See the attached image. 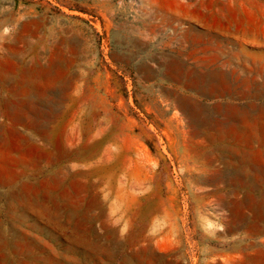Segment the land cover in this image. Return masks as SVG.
Segmentation results:
<instances>
[{"label":"rangeland","instance_id":"obj_1","mask_svg":"<svg viewBox=\"0 0 264 264\" xmlns=\"http://www.w3.org/2000/svg\"><path fill=\"white\" fill-rule=\"evenodd\" d=\"M197 1L0 0V66L31 64L33 103L10 114L5 101L25 96L9 93L0 69V141L19 132L36 146L0 148V180L6 169L19 176L0 181V264L264 261V221L249 228L264 211V95L236 89L239 64L264 53L238 38L256 33L264 0H222L243 17L209 35L177 19L179 4ZM209 73L236 83L196 89ZM23 79L9 78L19 89ZM92 142L91 169L78 157ZM21 195L31 203L11 204Z\"/></svg>","mask_w":264,"mask_h":264},{"label":"crops","instance_id":"obj_2","mask_svg":"<svg viewBox=\"0 0 264 264\" xmlns=\"http://www.w3.org/2000/svg\"><path fill=\"white\" fill-rule=\"evenodd\" d=\"M221 1L222 0H200V1L192 2V3L185 2L184 4H179L180 5L179 11L182 12L183 14L179 13L177 15V19L182 20L184 18H189V19L192 18L193 20H197V22H201L203 26L207 28L206 29L207 35L213 32L212 28L215 30V32L220 34V28L222 26L226 30L224 33L227 34L228 21L231 18H239V17L242 18L243 16L228 15L227 12L229 11L230 6L227 3H222ZM233 7H236V6H233ZM258 8H259L258 13L253 15V18L258 22L257 26H255V28L257 29L256 33L253 36H248L246 34H243L241 36H238V38H240V40L243 42L253 43L259 48L264 49V5H258ZM185 12H187V15L185 14ZM228 33L233 35L234 31L232 29H228ZM2 38H4L3 34H2ZM223 54L224 53L221 52L217 54V57H220V56L222 57ZM251 59H252L251 61H245L239 64V66H241L243 71L245 72L243 75L244 84H241L243 85V87L236 88V89H239V90L241 89L242 92H249L253 98H257V97L264 95V53L256 52L253 54ZM17 68L18 69L20 68L21 70L28 69L27 75L29 76L31 75V64H26L25 66L18 65ZM0 69H1L2 77H3V73H4L3 63H1ZM27 75H26V78H27ZM239 76L241 77V75ZM216 78H217L216 76H213L210 73L204 74L195 80V87L196 89H199L205 93H213V92L223 93L229 90V88L226 87L227 84H229V82L234 83V84L236 83V81L234 80L235 74L233 75L227 74L223 77L222 80L219 79V82ZM218 78H221V77H218ZM228 79L230 80L228 81ZM188 87H189L188 82H185L184 90H193V89H188ZM22 88L27 90L28 86L24 85V83L22 82ZM180 90H183V88H181ZM9 101L11 102V104H14V106H16L17 104V107H20L21 109L26 105L33 106V103H13L15 102V100H9ZM5 102H6L5 107H8L9 103H7V100ZM178 103H179V107L187 108L190 103H195V102L188 98H181L179 99ZM28 109H31V108H28ZM20 111L15 113V116L16 114H22V113H19ZM24 113L28 114L26 112ZM30 126H31L30 127L31 131L35 133L36 131H39L42 137H45L47 134H49V132L45 129L39 130L38 124L35 123L34 121H31ZM28 136H25L18 132L16 139L13 140L10 143V145H8V143H4L0 141V148L7 146L9 150V152L7 153L11 152V154L17 153L18 155H21V154L26 155L27 150L31 149V144L33 143L32 145L35 146V142L32 136L31 138ZM47 138L50 140L51 136H48ZM68 139L69 137H66L63 139L64 146H65V143L66 144L68 143ZM14 144L21 146V149H18V150L13 149ZM62 144L63 143L61 139V145ZM38 150H40L39 147H38ZM47 155L50 156L51 154L47 153ZM41 156H44V155L41 154L40 157ZM31 169H33L34 171L36 170V158L31 159ZM255 188H258V187H255ZM251 200L252 199H250V201L244 202L245 203L244 208L249 209V204L251 203ZM249 262L251 264H254L255 262L256 264L259 263L254 259L247 260V263ZM259 264H264V261L260 262Z\"/></svg>","mask_w":264,"mask_h":264},{"label":"bare ground","instance_id":"obj_3","mask_svg":"<svg viewBox=\"0 0 264 264\" xmlns=\"http://www.w3.org/2000/svg\"><path fill=\"white\" fill-rule=\"evenodd\" d=\"M23 26L28 30V33L31 35V22L24 23ZM6 30L8 31V28ZM27 71H28V69L21 70L20 68L18 69L15 66H12L11 69L4 70L3 80H4L5 87H8L9 93L15 97H18L19 94L25 96V99L23 101L20 102V99H18L13 103H31V75L30 76L27 75ZM11 74L13 76V79L18 77V76H21L22 78H24L23 83H24V85L28 86V89L27 90H25L24 88L19 89L18 87L14 88L11 85V81L9 80ZM26 75H27V78H26ZM7 103H9L8 110H9L10 114L14 115L12 113L13 109L15 108L14 104H11V102L9 100H7ZM4 128H5L4 124L0 123V130H2L4 132ZM94 144H95V142H92V144L88 146L89 151L87 152L88 155L86 154L87 156L79 155L78 159L80 160V163H79L80 166H88L91 169H92V167L96 166V165H94L93 162H91V159L94 156H96L97 153H99V150H95L93 148ZM13 149H16V150L21 149V146L14 144ZM106 150L108 151V149H106ZM115 151H116V149H115ZM5 172L6 173L3 172L4 174L1 176L2 179L0 180L2 182V184L14 183L16 181V179H18V177H19L15 170L6 169ZM263 195H264V193H263ZM30 196L24 197V195H21L17 198V200L12 201L11 204L12 203L18 204L20 202V200H22L24 202L31 203V197ZM262 198L264 199V196ZM252 205H254V204L252 203ZM252 208L256 209V206H252ZM256 210H254L256 213L255 217H254L256 224L249 227L250 231H253V232L260 231L261 223L264 221V211H262L260 209L258 211H256Z\"/></svg>","mask_w":264,"mask_h":264}]
</instances>
